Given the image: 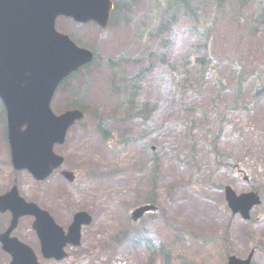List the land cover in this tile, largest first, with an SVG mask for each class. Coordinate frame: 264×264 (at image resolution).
I'll use <instances>...</instances> for the list:
<instances>
[{
	"label": "rangeland",
	"instance_id": "rangeland-1",
	"mask_svg": "<svg viewBox=\"0 0 264 264\" xmlns=\"http://www.w3.org/2000/svg\"><path fill=\"white\" fill-rule=\"evenodd\" d=\"M135 2L137 13L128 21L114 20L104 29L57 18L58 30L95 52L94 61L67 78L51 101L56 113L74 102L88 113L68 131L66 142L55 146L65 157L62 167L76 179L68 182L54 172L37 182L20 170L19 193L63 225L76 210L91 212L94 220L84 227L81 250L94 249L95 264H226L228 253L245 257L252 247V264H264V191L249 220L232 214L224 198L226 184L241 193L264 183V0L262 8L254 0L220 5L195 0L197 31L181 14L159 27L157 14L147 9L152 0ZM199 41H206L205 50ZM199 55L209 58L206 67L200 59L193 63ZM109 56L120 57L121 64L111 67ZM113 69L125 80L140 72L132 107L111 90ZM137 99L148 101L146 116L136 111ZM92 111L102 116L106 138ZM5 133L0 104V190L16 177ZM151 198L159 211L137 226L167 247L168 262L160 250L151 255L143 250L109 263L110 246L103 245L130 225L134 206ZM32 219L20 220L18 234L43 262Z\"/></svg>",
	"mask_w": 264,
	"mask_h": 264
},
{
	"label": "water",
	"instance_id": "water-1",
	"mask_svg": "<svg viewBox=\"0 0 264 264\" xmlns=\"http://www.w3.org/2000/svg\"><path fill=\"white\" fill-rule=\"evenodd\" d=\"M111 8L110 0H0V98L6 107L12 161L16 168H28L37 179H43L63 162L53 145L63 143L66 130L83 116L78 109L56 115L50 107L55 88L93 58L90 50L78 47L68 35L56 31L55 19L65 15L106 26ZM63 174L73 178L71 172ZM227 198L233 211L239 210L245 217L251 205L259 202L253 195L236 197L230 191ZM0 209L12 212L9 230L20 216H35L33 228L45 257H62L65 240L78 244L81 224L91 220L85 212L75 213L64 235L46 210L25 201L15 187L0 196ZM154 209L143 205L130 217L136 220ZM3 247L12 254V264H38L32 249L15 238H4ZM252 254L244 260L231 256L228 264H249Z\"/></svg>",
	"mask_w": 264,
	"mask_h": 264
},
{
	"label": "trees",
	"instance_id": "trees-1",
	"mask_svg": "<svg viewBox=\"0 0 264 264\" xmlns=\"http://www.w3.org/2000/svg\"><path fill=\"white\" fill-rule=\"evenodd\" d=\"M160 1L161 3L164 4L162 12H168L169 13V17L172 18L174 17L175 13L180 10L182 14L186 15L187 17L193 19L194 21L198 20V16H197V10L195 8L194 5H192V1L191 0H157ZM216 1V0H215ZM218 2H221V0H218ZM127 3L122 4L121 2L117 1L115 2V6L112 10L111 13V19H114L117 17V15L123 11V8L125 7V11L127 12H132L131 9L129 8V6H127ZM161 12V13H162ZM196 25V24H195ZM194 25V30H196V27ZM197 44H195L196 46ZM198 46L200 48L204 47L205 48V42L202 43L199 41ZM115 80L113 79V85H115ZM119 94H123L128 96V102L131 103L132 99H133V95L132 94H128V86L127 84H124L123 87L118 89ZM136 92V88H134L131 90V93ZM74 105L78 106V107H82L81 104L75 103ZM141 109L146 106V102L145 101H141ZM95 116H97V114H95ZM100 123V122H99ZM98 123V124H99ZM98 128L100 131H103L100 127V124L98 125Z\"/></svg>",
	"mask_w": 264,
	"mask_h": 264
},
{
	"label": "flooded vegetation",
	"instance_id": "flooded-vegetation-1",
	"mask_svg": "<svg viewBox=\"0 0 264 264\" xmlns=\"http://www.w3.org/2000/svg\"><path fill=\"white\" fill-rule=\"evenodd\" d=\"M10 222V214L7 212H0V229L5 230ZM16 230V229H15ZM14 230V231H15ZM18 229V233H19ZM68 256L70 257V260H68ZM68 256L65 259L62 260H56V259H46L44 263L41 264H75L76 261H80L82 259L88 258L86 262L82 264H95L97 258L96 253L94 251H89L87 253L78 254L76 252L69 253ZM10 258L7 254L1 255L0 264H9Z\"/></svg>",
	"mask_w": 264,
	"mask_h": 264
}]
</instances>
